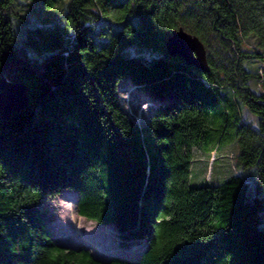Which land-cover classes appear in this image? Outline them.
<instances>
[{"label":"trees","instance_id":"16d2710c","mask_svg":"<svg viewBox=\"0 0 264 264\" xmlns=\"http://www.w3.org/2000/svg\"><path fill=\"white\" fill-rule=\"evenodd\" d=\"M63 19L32 24L0 0V77L28 94L0 121V264H264V92L244 66L263 57L245 47L264 50V0H68ZM178 28L203 43L208 72L167 57ZM126 79L157 102L146 126L120 103ZM208 140L236 143L239 172L192 187ZM64 190L137 256L58 244L42 203Z\"/></svg>","mask_w":264,"mask_h":264},{"label":"rangeland","instance_id":"374dc122","mask_svg":"<svg viewBox=\"0 0 264 264\" xmlns=\"http://www.w3.org/2000/svg\"><path fill=\"white\" fill-rule=\"evenodd\" d=\"M67 1L55 0L54 7L47 9L44 7L43 0H17V7L32 24L46 21V23L64 26L63 16ZM257 43L258 41L254 38L248 39L245 50L247 49L249 53L257 50L263 57L250 58L244 62V66L253 75L250 88L262 93L264 92V50H261ZM118 91L122 107L141 127L146 126L157 102L150 99L149 95L141 89H136L128 79L120 83ZM212 112L216 116L211 125L213 129H216L221 124L222 117L219 109L214 107ZM242 114L247 122L256 123V118L247 110H242ZM237 153L238 148L234 142H223L219 147L216 142L208 140L201 150L194 151L189 185L199 187L222 184L226 179L238 174ZM76 204L77 194L71 190H64L57 196L46 198L42 203L46 226L58 244L68 248L86 247L94 257L99 259L110 258L113 255L127 258L137 256L138 245L135 242L130 246H120L112 226L104 228L80 217L77 214Z\"/></svg>","mask_w":264,"mask_h":264},{"label":"water","instance_id":"95a60500","mask_svg":"<svg viewBox=\"0 0 264 264\" xmlns=\"http://www.w3.org/2000/svg\"><path fill=\"white\" fill-rule=\"evenodd\" d=\"M168 58L181 59L186 65L208 72L207 53L198 37L183 28L173 30L165 43ZM28 107L27 87L0 77V121L7 120Z\"/></svg>","mask_w":264,"mask_h":264},{"label":"bare ground","instance_id":"6f19581e","mask_svg":"<svg viewBox=\"0 0 264 264\" xmlns=\"http://www.w3.org/2000/svg\"><path fill=\"white\" fill-rule=\"evenodd\" d=\"M105 228V226H103Z\"/></svg>","mask_w":264,"mask_h":264}]
</instances>
